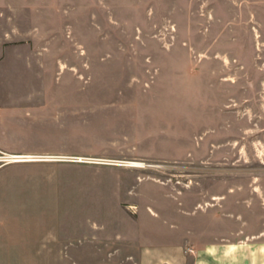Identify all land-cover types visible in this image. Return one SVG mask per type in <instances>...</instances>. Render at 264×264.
I'll return each mask as SVG.
<instances>
[{
	"label": "crops",
	"instance_id": "0c3cea01",
	"mask_svg": "<svg viewBox=\"0 0 264 264\" xmlns=\"http://www.w3.org/2000/svg\"><path fill=\"white\" fill-rule=\"evenodd\" d=\"M33 11L26 0H0V150L75 155L80 100L67 93L70 84L62 81V58L49 46L50 37L35 29L47 27V17L33 19ZM159 53L186 59L169 63L186 72L162 84L163 97L152 102L110 104L135 108V142L124 155L208 167L222 140L234 143L241 135L233 77L240 68L228 66L225 80L223 53ZM55 160L0 166V264H264V211L255 213L245 199L254 193L250 181L180 184L118 164L91 165L89 187L112 203L110 214H19L15 207L27 200L26 180L56 174L66 176L68 186L80 184L79 165Z\"/></svg>",
	"mask_w": 264,
	"mask_h": 264
},
{
	"label": "rangeland",
	"instance_id": "374dc122",
	"mask_svg": "<svg viewBox=\"0 0 264 264\" xmlns=\"http://www.w3.org/2000/svg\"><path fill=\"white\" fill-rule=\"evenodd\" d=\"M10 1L18 5L23 0ZM26 2L32 3L33 19L47 17L49 25L35 29L50 37L49 46L62 58V81L70 84L67 93L73 92L80 100V113L74 118L79 153L46 156L55 157L51 162L79 165L80 184L68 186L67 177L56 174L26 180L27 200L15 207L19 214H110L112 203L89 187L93 179L89 166L110 164L180 184L202 181L205 185L226 179L246 185L250 181L254 193L245 199L255 213L264 211V0ZM36 8L41 11L35 12ZM162 51L223 53L227 57L225 80L230 79L228 66L240 68L233 77L238 84L234 97L239 100L241 135L234 143L230 138L222 140L223 146L208 167L199 162L167 163L124 155L135 142V108L110 104L163 97L160 86L171 83L174 74L186 72L183 66L174 69L169 63L187 60L164 58L167 55L159 53ZM213 81L206 79L207 83ZM121 109L128 111L126 117L113 114ZM224 115L232 123L231 113L225 111ZM5 164L0 162V166Z\"/></svg>",
	"mask_w": 264,
	"mask_h": 264
},
{
	"label": "built area",
	"instance_id": "2783aa9c",
	"mask_svg": "<svg viewBox=\"0 0 264 264\" xmlns=\"http://www.w3.org/2000/svg\"><path fill=\"white\" fill-rule=\"evenodd\" d=\"M48 158H55L52 156H46V155H36V154H11L4 151H0V162L4 163H10V162H22V161H33V160H39V159H48ZM58 158V157H56ZM65 159H72V160H81L82 158H69L66 157ZM84 161V159H83ZM124 164V162L122 163Z\"/></svg>",
	"mask_w": 264,
	"mask_h": 264
},
{
	"label": "bare ground",
	"instance_id": "6f19581e",
	"mask_svg": "<svg viewBox=\"0 0 264 264\" xmlns=\"http://www.w3.org/2000/svg\"><path fill=\"white\" fill-rule=\"evenodd\" d=\"M129 164H133V163H129ZM129 164H128V165H129ZM134 164H135V163H134ZM140 165H141V164H140Z\"/></svg>",
	"mask_w": 264,
	"mask_h": 264
}]
</instances>
